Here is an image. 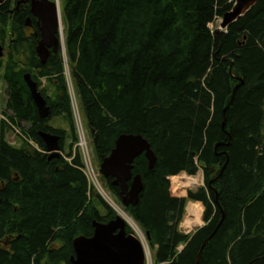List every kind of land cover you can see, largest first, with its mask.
I'll return each mask as SVG.
<instances>
[{
    "label": "trees",
    "instance_id": "1",
    "mask_svg": "<svg viewBox=\"0 0 264 264\" xmlns=\"http://www.w3.org/2000/svg\"><path fill=\"white\" fill-rule=\"evenodd\" d=\"M26 1L0 3L8 96L0 117V264H71L76 236H91L93 220L117 212L84 170L63 51L51 50L41 62L40 32ZM61 3L67 64L95 156H108L125 133L143 135L157 156L153 168L144 154L135 160L144 188L126 209L151 234L156 262L196 264L211 237L199 264H264V0L218 39L210 24L234 0ZM27 72L51 107L45 118ZM9 131H18L20 145L8 141ZM40 131L60 135V157L31 144L46 150ZM200 168L204 187L171 195L170 177ZM106 182L119 199L112 178ZM188 200L204 204L206 225L185 234L179 224Z\"/></svg>",
    "mask_w": 264,
    "mask_h": 264
},
{
    "label": "water",
    "instance_id": "2",
    "mask_svg": "<svg viewBox=\"0 0 264 264\" xmlns=\"http://www.w3.org/2000/svg\"><path fill=\"white\" fill-rule=\"evenodd\" d=\"M231 11L227 12L220 26L215 30L218 39L220 34L245 15L258 0H234ZM3 0H0L2 3ZM31 11L37 18L41 39L36 47L38 56L44 64L50 55L51 48L57 51L63 47L61 28L59 26L58 2L51 0H31ZM27 25H31L30 18ZM3 56V46L0 45V57ZM232 67V64H231ZM238 79H241L240 77ZM32 99L41 118L49 116L51 107L40 90L38 82L30 72L24 74ZM237 87L234 89L236 92ZM233 93V96H234ZM233 96L227 106H230ZM40 136L46 144L50 157L60 154V135L52 132L40 131ZM144 154L153 168L157 156L150 142L141 134H122L118 137L115 147L100 164V172L106 178H112V184L120 189V199L125 207L136 206L144 188L142 176L134 174V161ZM128 221L120 214L109 221H93L92 236L79 235L74 239L75 254L71 257V264H144L145 253L141 241L137 236L127 232ZM151 240V235L147 233ZM211 237L203 243L196 260L199 264L204 248Z\"/></svg>",
    "mask_w": 264,
    "mask_h": 264
},
{
    "label": "rangeland",
    "instance_id": "3",
    "mask_svg": "<svg viewBox=\"0 0 264 264\" xmlns=\"http://www.w3.org/2000/svg\"><path fill=\"white\" fill-rule=\"evenodd\" d=\"M53 1H55V0H53ZM221 20H222L221 17L217 18L216 21L211 24V27H212L213 30H215L216 28L219 27ZM64 29H65V25H64ZM62 38L64 39L65 36L62 37ZM66 71L68 73V78H69V81H70L69 82V86L71 87V90H72L73 95H74L73 82H72V79H71V73H70V69H69L68 65L66 67ZM43 83H45V84L47 83L46 79H43ZM7 98H8V96H7V85H6L5 81L3 80L2 71H0V117L2 115L1 114L2 110L6 107ZM73 99H74L73 108H74V110H76V108L78 107L79 103L76 100L75 96H73ZM80 114H82L81 110H80ZM80 119L82 120L81 122H80ZM55 125H58V124L56 123ZM59 125L60 126H65L67 124L62 121V122L59 123ZM23 126L27 127L28 125L26 123H24ZM77 128L79 130V136H80V141H81L80 142L81 146H78V147L81 149V152L83 153L82 155L84 156V160L86 161V159H87V160H91L92 161V164L90 163L91 161H89L90 164L88 165V167L86 169L87 175H88V177L90 179V182H91L92 186H94L96 191L99 192L100 194H102V196L106 199V201L108 203H110V205L113 206L116 209L115 211H118V213H121L124 217H126V219L129 221V223H130V225H131V227L133 229L138 230L137 223L135 221H134L135 223H133L132 221L129 220V218H128L129 216L126 214L127 211L125 212V210H124L125 207L122 205L121 202L116 201V199L114 198V196L112 195V193L110 192V190L108 189V187L106 185V178L100 173V162H99V160L97 159V157L94 154L92 138H91L92 136H91L90 131L88 130V126L86 124L85 117H83L82 115H81V118H79V123H77ZM81 129H84L85 132L82 131ZM7 139H8V141H10L14 145H19L20 144V141H19V139L17 137V134L12 132V131L8 132ZM85 140H86L87 143H86V145H83L82 141H85ZM201 175H202V171L200 172V174L194 175L195 177L199 178L198 184H191V185H188V186H183V184L177 183L176 179H177L178 176L177 177H173L172 179L175 178V182H174V183H176L175 186L178 187V189L180 190V193L173 191V186L174 185H173L172 179H171V181H172V192L171 193H173L175 195L180 194V195H178L180 197H187L188 193H189V191L191 189H192V191H195V192L198 191V189L203 187V185H204V184L201 185L199 183ZM180 176H185L186 180H187V178L192 177V176H188L187 177L184 172L182 174H180ZM181 179L183 180V178H181ZM186 180H183V181H186ZM201 183H203V180H201ZM197 185H199V186H197ZM203 207H204L203 208V215H202L203 223L194 225L193 232L195 230H197L198 228L203 227V226L206 225V221L203 218L204 217L205 206L203 205ZM119 208L123 209V211L121 212V210ZM102 212H104L103 209H102ZM186 217H187V215H186ZM186 217L184 218V221H185ZM182 225H183V223H182ZM60 245H61L60 242H56V243L53 244V247L59 248Z\"/></svg>",
    "mask_w": 264,
    "mask_h": 264
},
{
    "label": "bare ground",
    "instance_id": "4",
    "mask_svg": "<svg viewBox=\"0 0 264 264\" xmlns=\"http://www.w3.org/2000/svg\"><path fill=\"white\" fill-rule=\"evenodd\" d=\"M58 14H59V26L61 28V32H62V36H63L64 35V32H63L64 31V25H63V22H62L63 19H62V15H61V1L60 0H58ZM172 177H177V179H176L177 183L183 184V186H188V185H191V184H198V180H199V178L195 177V176L187 178L186 181H183L181 179L180 175H174ZM172 177H171V179H172ZM174 180H175V178H174ZM197 202H199V201H191V203H189L188 206L186 207V209H187V217H186L185 221L183 220L184 222H182L183 223V225H182L183 227L189 229V228H192L195 224H202L203 223V220H202L203 208H204L203 207V203L202 202L201 203H197ZM119 209L121 210V212L123 211V209H121V208H119ZM126 214L129 216L128 217L129 220L132 221L133 223H135L134 219L127 212H126ZM124 218L126 219V217H124Z\"/></svg>",
    "mask_w": 264,
    "mask_h": 264
},
{
    "label": "built area",
    "instance_id": "5",
    "mask_svg": "<svg viewBox=\"0 0 264 264\" xmlns=\"http://www.w3.org/2000/svg\"><path fill=\"white\" fill-rule=\"evenodd\" d=\"M147 264H154L152 260V256L149 251H148V256H147Z\"/></svg>",
    "mask_w": 264,
    "mask_h": 264
},
{
    "label": "flooded vegetation",
    "instance_id": "6",
    "mask_svg": "<svg viewBox=\"0 0 264 264\" xmlns=\"http://www.w3.org/2000/svg\"><path fill=\"white\" fill-rule=\"evenodd\" d=\"M32 23H33V22H32ZM33 25H34V24H33ZM36 25L38 26V29H39L40 27H39V25H38V22H37V20H36ZM28 29H29V30H31V31H33V30H34L33 26H30V27H28Z\"/></svg>",
    "mask_w": 264,
    "mask_h": 264
},
{
    "label": "crops",
    "instance_id": "7",
    "mask_svg": "<svg viewBox=\"0 0 264 264\" xmlns=\"http://www.w3.org/2000/svg\"><path fill=\"white\" fill-rule=\"evenodd\" d=\"M191 203V202H190ZM197 203H201V202H197ZM195 225H197V224H195ZM194 227V226H193ZM193 227L192 228H186L187 230H189V231H191L192 229H193Z\"/></svg>",
    "mask_w": 264,
    "mask_h": 264
}]
</instances>
